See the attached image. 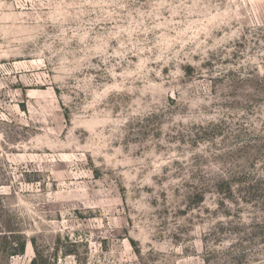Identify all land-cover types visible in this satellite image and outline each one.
I'll return each instance as SVG.
<instances>
[{
    "label": "rangeland",
    "instance_id": "rangeland-1",
    "mask_svg": "<svg viewBox=\"0 0 264 264\" xmlns=\"http://www.w3.org/2000/svg\"><path fill=\"white\" fill-rule=\"evenodd\" d=\"M4 236L10 264H264V0H0Z\"/></svg>",
    "mask_w": 264,
    "mask_h": 264
},
{
    "label": "trees",
    "instance_id": "trees-1",
    "mask_svg": "<svg viewBox=\"0 0 264 264\" xmlns=\"http://www.w3.org/2000/svg\"><path fill=\"white\" fill-rule=\"evenodd\" d=\"M0 238H4L5 243L10 244L9 243V238L8 237H0ZM32 242L35 245V239L32 238L31 239ZM25 247H26V239H23L22 241H19L17 243H15L14 245L11 244L10 247L9 246H3L2 248H0V254L2 255H6L8 257L12 256V255H17V254H23L25 252ZM38 255H35V257L32 259L31 264H40L38 263ZM0 264H10V262H0Z\"/></svg>",
    "mask_w": 264,
    "mask_h": 264
}]
</instances>
